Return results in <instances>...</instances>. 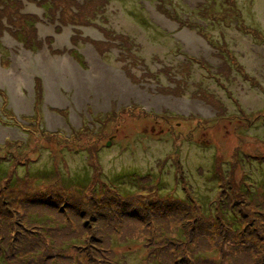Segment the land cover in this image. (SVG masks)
<instances>
[{"label":"rangeland","instance_id":"1","mask_svg":"<svg viewBox=\"0 0 264 264\" xmlns=\"http://www.w3.org/2000/svg\"><path fill=\"white\" fill-rule=\"evenodd\" d=\"M0 78V264H264V0H0Z\"/></svg>","mask_w":264,"mask_h":264},{"label":"flooded vegetation","instance_id":"2","mask_svg":"<svg viewBox=\"0 0 264 264\" xmlns=\"http://www.w3.org/2000/svg\"><path fill=\"white\" fill-rule=\"evenodd\" d=\"M154 12H153V15H154V13H157V12H155V10H153ZM149 12H152L151 10L149 11ZM158 14V13H157ZM170 23H172L171 21H169ZM161 23V22H160ZM159 23V24H160ZM158 24V23H157ZM158 24V25H159ZM173 24V23H172ZM161 25H163V24H161ZM160 25V27L162 28V29H164V27L163 26H161ZM175 25V24H174ZM166 27V26H165ZM175 27H176V25H175ZM172 27H170V29H171ZM185 30H188V29H185ZM190 32H192V31H190ZM183 33V32H182ZM192 33H194V32H192ZM198 36V35H197ZM199 37V36H198ZM176 38V37H175ZM200 38V37H199ZM177 39V38H176ZM200 39H202V38H200ZM203 40V39H202ZM204 41V40H203ZM183 42H184V40H183ZM205 42V41H204ZM184 46H185V48H186V51L187 52H185V51H183V53H184V55H181L182 57L183 56H188V57H191V55H193V56H197V57H199L200 58V56L202 55V57L204 58V59H207V61H211L210 63H212V65H214L215 66V63L216 62H214V61H212V57H211V51H213L209 46V55H206L205 53H203V52H201L200 50V52L198 51L197 52V54L195 53V52H191V51H189L188 49H187V47H186V44L184 43ZM214 46L216 47V48H218V45H216V43L214 44ZM182 53V52H181ZM218 53V55H220V53L219 52H217ZM111 54L112 55H114L115 57V59H116V61L117 62H120L121 63V65L119 66V68L120 69H116L114 66H111L112 67V69H110L109 71L110 72H114V73H117V75H119L121 78H122V75H123V78H125L126 80H128L129 82H125V84H126V89H127V91L126 92H124V94L125 93H130V92H135V94H137V95H135V97L136 98H143V97H145V98H151L152 100H153V98H152V95H146V93L145 92H141L142 90H144V89H150V88H153V87H155V85H153L152 83H150L148 80H146V77H147V73H148V69L146 68V66L145 65H143V64H140V65H137V67H139V70H141L142 72H143V74H144V78L143 79H138V75H136L133 71V68L132 67H134V60H132L130 57V59L127 57V56H125L126 54H125V52L124 51H122L121 49H118V51H117V53L116 52H111ZM200 55V56H199ZM207 57V58H206ZM214 60V59H213ZM219 60V59H218ZM220 62L218 63V65H220L219 66V68L220 67H224V62L225 61H223V60H219ZM209 63V62H208ZM209 63V64H210ZM220 63H222V64H220ZM136 65V64H135ZM211 65V64H210ZM211 65V66H212ZM158 67V66H157ZM115 70H117V71H115ZM119 70H121L122 71V75H121V72L119 71ZM213 72H215V70L213 69ZM116 75V76H117ZM154 90V89H153ZM105 94V93H104ZM134 96V95H133ZM159 98H161V99H165L164 97H162V96H159L158 98H155L154 100H156V99H159ZM136 104H138V108H143V107H145V106H141V102H139V101H136L135 102ZM131 104V103H130ZM187 105H188V103H187ZM186 105V106H187ZM110 108V109H109ZM111 109H112V106H110V107H106L105 108V110L103 111V113L102 114H109V112H111ZM155 130V129H154ZM111 145V144H110Z\"/></svg>","mask_w":264,"mask_h":264},{"label":"bare ground","instance_id":"3","mask_svg":"<svg viewBox=\"0 0 264 264\" xmlns=\"http://www.w3.org/2000/svg\"><path fill=\"white\" fill-rule=\"evenodd\" d=\"M29 11H36V8L35 7H30L29 9H28ZM154 16H155V18L159 21V22H161L162 24H164V25H166V26H169V27H175V25H173L172 23H170L169 21H167L165 18H163L162 16H160L159 14H157V13H154ZM41 29H42V32H44L45 31V28H44V26H41ZM60 39H62V37H59ZM181 38H182V40H184V43L186 44V47H187V49L189 50V51H191V52H195L196 54H197V52L200 50L201 52H203V53H205L206 55H209V47L206 45V43L202 40V39H200L195 33H192V32H190V30H185V31H183V33H181ZM199 51V52H200ZM92 54L93 55H95L93 52H92ZM45 56V55H44ZM92 58H93V56L92 55H90ZM94 59V58H93ZM68 62V60L66 59V60H64V62ZM50 62H52V61H49L48 63H50ZM54 62V61H53ZM51 65H53V63H50V64H48V67L47 68H44V72H47L48 74H50V71H51V69L53 68ZM74 68V69H73ZM62 72H61V76H64V79L63 80H67V79H65V76L66 75H70L71 76V80L73 79V78H78L79 77V74L78 73H75L74 71H77V72H80L81 70L79 69L78 70V68H76V67H73V66H70L69 64H67L66 63V65H64L63 67L61 66V69H60ZM69 72H72L74 75H72L71 73H69ZM109 73V72H108ZM110 75H111V73H109ZM6 77H9V75H7L6 74ZM28 79H29V77H27ZM121 79V77L119 76V75H117V76H114L113 75V80H111L112 81V83H111V81L109 80V82H110V88H113L114 90H122L123 91V93L124 92H126L127 91V89H126V87L125 88H123L122 87V85H119V84H117V82H120V79ZM0 79H2V78H0ZM17 80H19V83H21L22 81H24V77H20L19 79H17ZM0 81H2V80H0ZM75 81L77 82V79H75ZM97 83V85H98V87H100L101 85H102V83H100V82H96ZM52 82H50L49 84H48V94H49V99L51 100V98H52V96L54 97L55 95H54V89L52 88ZM18 86H19V84H18ZM9 87H10V89H11V91L15 94V91H16V89H15V87L12 85V84H9ZM102 88V87H101ZM77 95V97L78 98H80L81 97V92L80 91H78V93L76 94ZM50 104H53V102L52 101H50ZM68 104V103H67ZM18 107H20V105H17ZM51 118H53V117H51ZM58 119H60V118H58ZM57 119V120H58ZM53 121V120H52ZM58 121H60V122H63V120L62 119H60V120H58Z\"/></svg>","mask_w":264,"mask_h":264},{"label":"trees","instance_id":"4","mask_svg":"<svg viewBox=\"0 0 264 264\" xmlns=\"http://www.w3.org/2000/svg\"><path fill=\"white\" fill-rule=\"evenodd\" d=\"M89 180V179H88ZM169 208V207H168ZM127 211H129V208L128 207H125V208H122V207H120V206H117L116 208H115V213H116V215H117V217H119V215L120 214H122V212H124L125 214H122V215H126L129 219L133 216V217H136V214L135 213H133L132 214V212H127ZM106 216V215H105ZM125 217V216H124ZM127 217H125V218H127ZM99 218H101V216L99 217ZM111 220H112V218H111ZM111 223V222H110ZM112 224V223H111ZM69 236V235H68ZM74 237V236H73ZM79 242H80V240L78 239V238H75L74 240H70L69 241V243L70 244H73V243H76V247L77 248H80L81 247V245H79ZM67 245H68V243H67ZM107 264H112V262L111 263H107Z\"/></svg>","mask_w":264,"mask_h":264}]
</instances>
